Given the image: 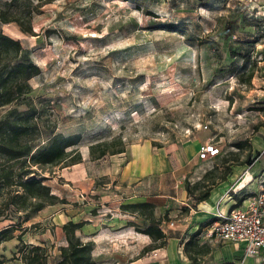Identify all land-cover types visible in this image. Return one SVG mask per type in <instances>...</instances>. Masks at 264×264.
Segmentation results:
<instances>
[{"label": "rangeland", "instance_id": "374dc122", "mask_svg": "<svg viewBox=\"0 0 264 264\" xmlns=\"http://www.w3.org/2000/svg\"><path fill=\"white\" fill-rule=\"evenodd\" d=\"M0 11L30 25L33 34L0 22L21 43L18 60L40 68L29 95L48 129L80 137L81 162L38 169L59 199L90 212L109 207L121 196L123 161L144 147L182 164L194 197L204 175L205 186L219 181L227 156L247 159L264 187V0H0ZM116 138L120 154H89ZM207 140L219 153L200 159ZM241 140L249 146L238 151ZM62 207L31 214L24 239L55 237L45 219ZM1 245L3 264H20L10 258L14 242Z\"/></svg>", "mask_w": 264, "mask_h": 264}, {"label": "crops", "instance_id": "0c3cea01", "mask_svg": "<svg viewBox=\"0 0 264 264\" xmlns=\"http://www.w3.org/2000/svg\"><path fill=\"white\" fill-rule=\"evenodd\" d=\"M123 165L118 175L121 196L114 198L109 207L101 205L90 212L85 205L64 203L60 210L52 211L45 219L55 237L37 242L48 248L49 263L58 258V247L66 244L62 225L71 220L82 221L76 234L81 240L94 243L92 256L97 264H264V250L257 256L247 255L243 241H220L203 234L205 227L217 219L218 212L228 213L242 207L247 197L260 189L261 175L252 176L253 171L243 165L231 166L225 178L210 188L208 197L197 202L195 194L191 195L185 188L182 164H173L165 151L144 147L127 162L123 161ZM107 210H110L108 214ZM150 212L155 220L160 219L158 227L165 234V243L144 250L159 241L136 230L148 225ZM165 216L174 218L171 229L165 225L169 221ZM196 230L198 233L192 237V242L202 253L192 252L195 260H191L183 246ZM22 239L31 242L23 236ZM54 241L57 253L50 251ZM11 242L16 244L17 240L11 239L1 246Z\"/></svg>", "mask_w": 264, "mask_h": 264}, {"label": "trees", "instance_id": "16d2710c", "mask_svg": "<svg viewBox=\"0 0 264 264\" xmlns=\"http://www.w3.org/2000/svg\"><path fill=\"white\" fill-rule=\"evenodd\" d=\"M0 22H16L22 32L31 33L30 25L17 16L8 18L5 11H0ZM21 43L18 39L4 33L0 28V109H6L0 115V223L6 222L0 228V245L11 239L17 240L10 258L18 259L24 264H97L92 256L94 243L83 241L76 234L82 221H67L62 225L66 244L58 247V258L49 263L50 252L41 244L25 242L22 239L27 230L23 224L33 213H37L46 205L67 203L51 192L45 183L48 177L39 176L38 169L43 166L72 165L82 161L77 147L79 134L64 135L48 129L43 117V109L33 102L29 95L31 86L28 79L40 72L38 65L31 61L18 60ZM22 107V108H20ZM45 134V139L42 137ZM45 141L44 143H42ZM119 145V146H117ZM249 142L245 140L233 143L238 151ZM124 151L120 139L96 142L89 145V154L100 158L105 154H117ZM249 153H247V156ZM224 169L219 180H223L233 164L242 165L247 159L238 161L237 158L223 157ZM207 175L197 183L200 191L196 201L204 200L209 190L216 182L204 185ZM188 193V184L185 185ZM145 206H148L147 204ZM149 223L137 231L159 239L158 243L150 244L144 250L162 246L165 243V234L155 220L152 213H148ZM20 230L17 234L16 231ZM199 230V229H198ZM196 230L184 243L183 249L189 259L195 260L191 253L201 254L200 248L192 242ZM9 260L0 252V264Z\"/></svg>", "mask_w": 264, "mask_h": 264}, {"label": "built area", "instance_id": "2783aa9c", "mask_svg": "<svg viewBox=\"0 0 264 264\" xmlns=\"http://www.w3.org/2000/svg\"><path fill=\"white\" fill-rule=\"evenodd\" d=\"M206 127V126H205ZM219 153L212 140L202 142L197 150L200 159H208ZM217 219L207 225L203 234L220 241H243L245 253L257 256L264 250V187L247 197L242 207L228 213H217ZM173 225V222L169 223Z\"/></svg>", "mask_w": 264, "mask_h": 264}]
</instances>
